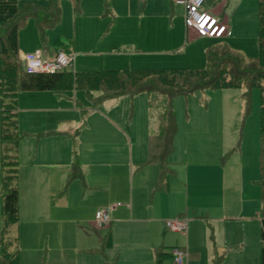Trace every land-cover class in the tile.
<instances>
[{"label":"rangeland","instance_id":"rangeland-1","mask_svg":"<svg viewBox=\"0 0 264 264\" xmlns=\"http://www.w3.org/2000/svg\"><path fill=\"white\" fill-rule=\"evenodd\" d=\"M24 1L17 0L19 4ZM34 1L47 5V0ZM208 4H213L212 0H208ZM59 6L60 19L54 27L45 30L44 42L32 18L19 30L18 48L24 55L53 53L55 42L60 40L72 51L74 71H94L200 69L205 66V48L223 42L247 59L258 54V0H227L224 14L228 17V25L232 26V34L220 40L190 38L183 9L171 0H78L77 9L71 0H60ZM243 93L242 88L197 90L171 100L177 128L176 151L171 160L176 157L183 171L170 178L168 184L178 185L180 178L185 179L186 182H180L185 184L187 192L198 195L205 187L197 185L196 172L206 163L202 166L206 173L203 182L210 183V192H215L226 209L224 216L230 220L223 224L211 220L216 213L200 211L196 202H188L189 208L180 210L181 205H173L174 197L166 199L168 204L155 200L150 206L147 193L136 201L139 215L151 213V218H163L162 225L158 220L151 223V246L154 247L157 238H162L165 244L185 247L193 253L186 264H259L255 227L258 219L254 218L261 207L256 185L259 176V92L256 88L250 90L247 107ZM166 106L164 95H149L151 132H157L159 117ZM1 172L0 166V175ZM147 178L142 184L149 186ZM82 186L80 181L73 182L70 194H54L51 201L62 205L81 201L87 206L82 197L88 194ZM17 188L21 190L19 175ZM22 200L23 195H19L16 222L3 226L0 213V240L8 242L9 250L18 251L19 264H103L104 256L113 262L118 252L122 254L126 249L129 254L124 251L122 255L126 262L134 253L135 260H151L154 264L153 247L150 253V248L142 243L147 224L138 223L142 226L135 230V241L123 240L124 230H121L120 239L112 245L110 242L102 252H93L94 247H100L99 240L108 233L107 228L94 227V213L83 208L77 211L71 206L51 208L50 205L46 209L41 207L40 211L39 208L25 211L26 200L24 203ZM122 204L127 203L123 201ZM179 216L186 219V229L182 233L170 231L165 221ZM239 216H243L241 220L246 224L237 220ZM87 219L90 221L85 222ZM241 238L248 240L245 249L238 248ZM160 264L173 263L165 255Z\"/></svg>","mask_w":264,"mask_h":264},{"label":"crops","instance_id":"crops-1","mask_svg":"<svg viewBox=\"0 0 264 264\" xmlns=\"http://www.w3.org/2000/svg\"><path fill=\"white\" fill-rule=\"evenodd\" d=\"M205 1H207L206 7ZM171 2L173 3L172 0ZM212 3L209 5L208 0H204L203 9L213 12L224 20L227 25V33L224 36L231 35L232 26L228 25V17L224 14L227 0H212ZM188 33L190 38L198 37L190 30ZM68 51L71 49L69 48ZM19 55L21 58L24 53L19 50ZM16 103L17 131L22 135L17 144L19 159L17 175H19L21 187L19 195L20 197L23 195V203L24 199L26 200L25 211L34 208H39L40 211L41 207L46 209L71 206L73 210L78 211L83 208L93 215L97 209L106 208L110 212V221L105 228L108 229L111 245L121 238V230H124L123 240L129 243L131 240L135 241V230L142 226L138 223H144L147 224V230L142 243L150 248V253L153 247L151 246V223L158 220L162 225L164 221L163 218H151V213L148 216L139 215V210H136V201L139 196L142 197L148 193L150 206L155 200L167 202V198L174 197L176 202L173 205H181L180 210L183 207L187 210L188 202H196V207L200 211L216 213L217 216L211 217V220L222 222V224L230 220L223 214L226 209L220 199L215 192H210L208 187L210 183L203 182V176L206 173L202 166L206 163H202L196 172V177L199 178L197 185L205 187L204 191L199 190L198 195H190L187 192L185 184L182 185L180 182V180L186 182L185 179L180 178L179 182L177 181L178 185L172 182L168 184L170 178L183 171V167L177 165L176 157L171 160L176 151L174 141L173 151L168 156L174 172L168 177L167 188L153 191L157 178V166L145 161L148 137L157 132H151L148 94L123 95L93 104L87 95L78 89L63 92L28 91L20 92ZM158 128L159 121L157 131ZM72 163L78 165L81 177H69ZM135 176H138L137 179ZM146 176L149 177L147 178L149 186H146L144 182L142 184ZM77 181H80L88 194V197H82L87 206H84L81 201L66 205L54 204L51 201L54 194L60 196L70 194L69 187ZM21 182H24L23 186ZM121 198L127 204L123 205ZM178 199H181L182 203H178ZM239 217L237 220H240L243 225L246 224L241 220L244 219L243 216ZM254 218L258 219L255 227L258 230L259 244V213ZM90 220L87 219L85 222ZM155 241L154 264L155 251H163L165 252L163 256L166 255L171 259V248L181 247L176 244H165V239L162 238H157ZM223 243L222 239L221 245ZM247 244L248 240L241 238L237 245L239 249H245ZM181 248L187 252L186 264L193 253L188 252L185 247ZM95 249L98 247H94L93 250ZM124 251L129 254L127 249ZM123 252L122 254L118 252L113 262H110L103 254V264H151V260L149 262L135 260L134 253L131 254L130 261L126 262V259L122 257Z\"/></svg>","mask_w":264,"mask_h":264},{"label":"trees","instance_id":"trees-1","mask_svg":"<svg viewBox=\"0 0 264 264\" xmlns=\"http://www.w3.org/2000/svg\"><path fill=\"white\" fill-rule=\"evenodd\" d=\"M60 0H47L43 6L34 0L19 4L17 0H0V208L3 226L18 220L19 191L17 188V144L22 135L17 132V96L28 91H83L93 104L106 99L138 93L160 94L167 97V106L159 117L157 133L148 137L147 160L157 166L154 190L167 188V180L173 174L168 156L173 151L176 134L175 113L171 100L197 90L242 88L245 106L249 104L250 90L259 92V153L258 180L261 203L259 217V264H264V0H258V54L247 59L228 43H214L205 48V66L184 70H134L100 69L94 71L63 70L55 73L27 72L19 55L18 32L32 18L41 42L46 29L60 19ZM74 9L78 0H71ZM220 40V39H217ZM55 51H68L62 41L55 42ZM96 95V96H93ZM69 177H81L78 165L72 163ZM102 251L110 244L107 233L100 240ZM165 252L155 251V264H160ZM171 255V253H170ZM0 264H19L18 251L9 250L8 242L0 240ZM108 264V263H104Z\"/></svg>","mask_w":264,"mask_h":264},{"label":"built area","instance_id":"built-area-1","mask_svg":"<svg viewBox=\"0 0 264 264\" xmlns=\"http://www.w3.org/2000/svg\"><path fill=\"white\" fill-rule=\"evenodd\" d=\"M183 9L185 27L198 37L221 39L227 33L224 20L213 12L203 9L204 0H172ZM27 72L55 73L58 71H73V54L71 51L59 50L52 55L43 52L28 53L21 57ZM120 205V203H118ZM110 221V212L106 208L97 209L94 213L93 225L97 229L105 228ZM186 219L176 217L165 221L166 227L173 232L186 229ZM173 264H184L187 252L181 247L171 248Z\"/></svg>","mask_w":264,"mask_h":264}]
</instances>
